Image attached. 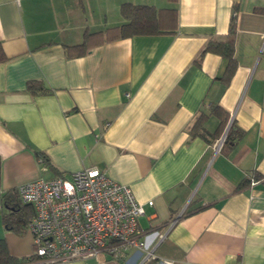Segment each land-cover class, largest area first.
<instances>
[{
	"label": "crops",
	"instance_id": "obj_1",
	"mask_svg": "<svg viewBox=\"0 0 264 264\" xmlns=\"http://www.w3.org/2000/svg\"><path fill=\"white\" fill-rule=\"evenodd\" d=\"M123 2L176 8L172 31L66 55L86 33L122 23ZM233 17L237 65L224 84L222 56L196 58L209 39L225 38ZM0 43L2 191L95 167L143 204L140 229L166 231L155 258L264 264V0H0ZM32 80L47 90L28 91ZM215 103L241 131L222 148ZM201 112L204 132L192 133ZM0 237L12 254L33 251L31 234L2 221ZM142 254L66 264H139Z\"/></svg>",
	"mask_w": 264,
	"mask_h": 264
},
{
	"label": "built area",
	"instance_id": "obj_2",
	"mask_svg": "<svg viewBox=\"0 0 264 264\" xmlns=\"http://www.w3.org/2000/svg\"><path fill=\"white\" fill-rule=\"evenodd\" d=\"M223 141H217V148ZM255 181L251 179L250 184ZM2 192L0 189V197ZM15 195L33 207L27 230L32 236V253L40 263L66 264L101 252L123 257L127 250L136 248L143 252L139 264L148 259H154L155 264H172L170 259L154 256L166 231L140 229L143 204L128 185L98 168L38 177L18 184ZM147 203L151 205L152 200Z\"/></svg>",
	"mask_w": 264,
	"mask_h": 264
},
{
	"label": "trees",
	"instance_id": "obj_3",
	"mask_svg": "<svg viewBox=\"0 0 264 264\" xmlns=\"http://www.w3.org/2000/svg\"><path fill=\"white\" fill-rule=\"evenodd\" d=\"M169 1L176 2V0ZM120 14L124 18L122 23L107 27L104 30L86 33L81 43L66 46V55L68 57L80 56L91 46L103 41H111L133 35L172 31L170 16H176V8H156L148 4L123 2L120 5ZM235 33L236 21L233 17L230 20L225 38L209 39L196 58V61L199 62L202 55L206 52H212L222 56L226 60L224 71L220 77L224 84L229 82L237 65V60L234 55ZM5 58L0 43V62L4 61ZM26 89L33 93L47 90L40 82L35 80L29 81ZM209 112L220 118L219 137L222 135L225 128H227L221 148L224 142H233L240 137L241 131L234 128L232 122L228 125L227 118L224 117L222 108L218 104H210ZM206 114L207 113L201 112L196 117L191 126L192 133L200 134V132H204L201 122ZM0 200L2 204L0 212L2 214L1 221L3 226L5 229L17 235H23L33 215V207L30 204L22 203L13 190L3 191ZM34 260H36V257L33 253L28 256H18L10 253L5 239L0 237V264H27Z\"/></svg>",
	"mask_w": 264,
	"mask_h": 264
},
{
	"label": "rangeland",
	"instance_id": "obj_4",
	"mask_svg": "<svg viewBox=\"0 0 264 264\" xmlns=\"http://www.w3.org/2000/svg\"><path fill=\"white\" fill-rule=\"evenodd\" d=\"M1 215H2V214H1V212H0V224H1ZM140 221H141V224H143V225H144V221L142 220V218H141V220H140ZM26 232H27V233H29V231H28V230H26ZM29 234H30V233H29Z\"/></svg>",
	"mask_w": 264,
	"mask_h": 264
},
{
	"label": "water",
	"instance_id": "obj_5",
	"mask_svg": "<svg viewBox=\"0 0 264 264\" xmlns=\"http://www.w3.org/2000/svg\"><path fill=\"white\" fill-rule=\"evenodd\" d=\"M224 136H225V134H223V135H222L221 139H223V140H224Z\"/></svg>",
	"mask_w": 264,
	"mask_h": 264
}]
</instances>
